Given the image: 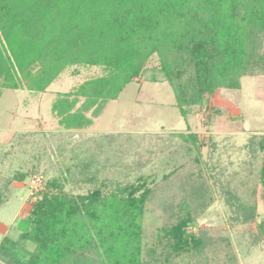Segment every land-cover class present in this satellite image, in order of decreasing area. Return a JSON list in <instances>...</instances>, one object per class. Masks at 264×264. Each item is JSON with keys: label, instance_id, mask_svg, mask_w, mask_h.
<instances>
[{"label": "trees", "instance_id": "trees-1", "mask_svg": "<svg viewBox=\"0 0 264 264\" xmlns=\"http://www.w3.org/2000/svg\"><path fill=\"white\" fill-rule=\"evenodd\" d=\"M152 56L181 117L196 108L210 119L217 112L208 102L217 89L239 90L245 76H264V0H0V96L23 87L45 92L69 66L103 69L100 77L58 94L54 110L65 129L89 126L86 113L98 117L144 73ZM181 139L196 148L199 161L198 135ZM256 139L249 162L258 164L259 198L253 189L247 198L230 189L222 194L232 222L263 239L264 216L256 219L264 203V134ZM149 184L146 178L126 185L102 182L69 197L60 181L50 179L35 195L17 241L5 237L0 243V258L6 264H175L184 254L188 264H210L214 241L196 227L215 201L213 185L207 178L196 182L188 198L171 207V224L147 245ZM28 241L33 251L25 249ZM230 255L227 264H240L233 248Z\"/></svg>", "mask_w": 264, "mask_h": 264}, {"label": "rangeland", "instance_id": "rangeland-1", "mask_svg": "<svg viewBox=\"0 0 264 264\" xmlns=\"http://www.w3.org/2000/svg\"><path fill=\"white\" fill-rule=\"evenodd\" d=\"M158 67V57L152 56L144 73L108 102L98 117L86 113L92 123L82 129H65L54 105L58 94L103 75L99 66H69L45 92L25 87L2 91L0 221L9 222L16 207L20 210L18 222L6 237L17 241L30 218L35 195L50 179L60 181L68 196L75 197L100 188L102 182L115 186L146 178L151 197L144 215V243L150 245L157 230L171 224V207L188 198L196 182L207 178L215 201L199 216L196 229H205L214 241L207 253L210 264H227L232 248L240 264H264V238H253L251 229L232 222L222 194L230 189L247 198L253 189L259 198L258 164L249 161L252 140L264 134V76H245L239 90L217 89L208 102L217 112L210 119L196 108L183 118L173 89ZM188 133L202 141L199 161L196 148L181 139ZM257 210L260 217L256 220L264 216V203ZM24 247L35 249L30 241ZM187 262L182 254L175 264Z\"/></svg>", "mask_w": 264, "mask_h": 264}, {"label": "crops", "instance_id": "crops-1", "mask_svg": "<svg viewBox=\"0 0 264 264\" xmlns=\"http://www.w3.org/2000/svg\"><path fill=\"white\" fill-rule=\"evenodd\" d=\"M0 209L3 210L1 202H0ZM19 214H20V210L16 207L15 212L13 213V215H12L11 219L9 220V222L6 223V222L0 221V243L6 237V233L8 232V230L10 228H12L13 226H15V223L18 222ZM19 221H20V219H19ZM0 264H6V263L0 258ZM242 264H243V262H242Z\"/></svg>", "mask_w": 264, "mask_h": 264}]
</instances>
